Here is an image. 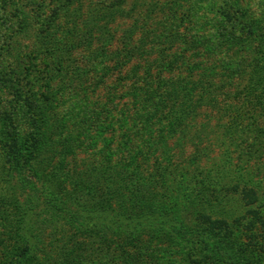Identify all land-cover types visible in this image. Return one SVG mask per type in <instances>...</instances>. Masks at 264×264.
Masks as SVG:
<instances>
[{
	"label": "rangeland",
	"instance_id": "374dc122",
	"mask_svg": "<svg viewBox=\"0 0 264 264\" xmlns=\"http://www.w3.org/2000/svg\"><path fill=\"white\" fill-rule=\"evenodd\" d=\"M178 32L217 51L213 77L203 79L214 87L208 97L199 98L194 81L184 97L185 65L174 71L184 83L171 78L176 92L159 90L148 58L130 48L142 49L143 39L151 58ZM129 35L134 42L122 39ZM123 42L136 57L128 59ZM177 43L164 51L183 48ZM231 44L228 56L218 52ZM65 48L80 52L77 66L52 59ZM145 90L193 112L173 132L165 128L170 155L183 165L164 199L175 203L179 225L212 241L234 238L264 264V0H0V264H204L209 253H184L175 236L152 241L144 227L79 224L105 204L145 210L147 195L118 186L123 197L113 182L110 193L97 174L65 182L63 173L110 151L120 160L147 157L139 147L146 151L149 133L171 118L160 110L166 101L154 110ZM66 147L73 154L64 164Z\"/></svg>",
	"mask_w": 264,
	"mask_h": 264
},
{
	"label": "trees",
	"instance_id": "16d2710c",
	"mask_svg": "<svg viewBox=\"0 0 264 264\" xmlns=\"http://www.w3.org/2000/svg\"><path fill=\"white\" fill-rule=\"evenodd\" d=\"M220 37H222V42H225V39L230 38L229 35L225 33L220 35ZM131 38L132 36L129 35L128 37H124L122 39L130 43L132 41ZM160 38V35L153 36V39L157 40V43L161 42ZM178 41L183 44V48L179 46L178 48L180 49L164 51V48H167L168 44V48L176 47L177 45L174 44ZM164 42L166 43V47L152 53L151 58H149V54L151 52H149L147 48H144L145 42L143 39L138 42L139 48L142 49H137L136 51L133 47H130L133 54L137 53L148 58V65H146L147 67L145 69L147 70L148 74L153 73V70L155 71L157 76V88H159V90L162 89L164 93L167 92V95H169V91L171 89L176 92V90L172 88L173 86L171 85L172 82L175 81H173L171 78L184 83L183 80L187 76L191 80L189 81L192 86L186 85L183 87V84L182 87L178 86V88H183L185 92L184 97L188 99L190 98L191 93L194 90H191V88L194 87L192 81H194L196 85L199 86L197 88H200L199 98H201L203 94H206V97L210 96L213 93L214 87L209 83H203V79H208L211 76L213 77L214 70L216 69L214 64L215 61L213 62V60L216 58L217 53L213 54L212 51H217L210 45L207 46L202 43L200 44L199 42L194 41L192 38L187 39L186 36L182 35L180 32L174 35H169L168 38L164 40ZM224 42L223 44L225 45ZM124 43H128H122V48L125 54L128 56V59L132 58L133 56L136 57L135 55H132L130 49L124 46ZM230 48H233L232 44L219 50L218 52L228 56V51L225 50H229ZM236 51L240 52V49H237ZM75 52L78 55L80 53L79 51L77 52L76 49L71 50V48L59 49L55 52V55L52 57V59H56L55 62H57V65H62L63 61L67 64H73L74 66H77L76 62L80 58L75 57ZM115 53L116 52H114V54ZM202 61L204 62V65ZM211 64L214 65L211 67L209 66ZM184 65L186 66L187 71L186 76H175L174 71L176 69H180V67ZM115 66H118V69H121L119 67L121 66L120 63H116ZM76 74L79 73L77 72ZM59 75L60 73L56 74L57 77ZM177 77L178 79H176ZM223 77L224 75L222 73L221 80H223ZM70 85L71 83L67 86L71 87L72 85ZM136 93L135 96L138 98ZM142 97H144L145 101H150L152 103L154 110L160 108L161 102H164L165 100L166 102L162 105L160 110L168 108L165 114L171 118V120L168 121L169 127L161 125L156 134L153 135L152 132L149 133L150 142L146 151L143 152L141 150L142 147H139V156H147L146 158H143V160L140 161V158H137L136 155L132 157H124L125 155H122L124 159L120 160L118 158L115 159L116 156L114 155V152L110 151L107 153V158L105 159L94 158V161L80 159V164L77 162L75 165L76 167L69 168L65 161L69 162L71 155L68 154H73V150L70 148V146L66 147V157L65 155L62 156L61 160L62 163L66 164V167L63 168V173L66 175L65 182L69 177H73V174L76 178L78 176L79 178H82L86 176L87 173L88 175L97 174L99 175V179L102 180V188L106 189V191L110 193H113V189H111V182H113L115 185H117V187L120 186L122 190L134 194V196H149L150 198L147 204L142 206V209L145 210H141L137 214H130L124 211H117L121 205L115 209H107L109 206L105 204L102 207L107 208H101L100 211H98L99 214L96 217L93 218V214L91 212L89 214L87 213L86 217L83 216L84 220L79 221V224L81 226L84 225L86 230L91 229L89 226H94L95 222H97L101 225L100 230H105L108 228H113L114 230L116 228L117 230L121 229L123 231L126 229V227L121 228L120 224H125L128 227L133 228L132 233L137 232L141 227H144L148 229V233L152 241L161 240V237L165 235L171 240L176 237L179 242L182 241V245L184 243V246H182L184 253L186 252L188 254V251H191L196 247L201 248V250L206 253H209V255H206L208 259L203 260L204 264H250V262L253 264H260L259 259L256 257L244 255L246 249H241L243 246L240 243H237L234 238H232V240L220 239L212 241L208 240L207 234L201 233L202 236H195L192 233L193 231L196 232L195 230L190 229L191 231H189V229L185 228V226L181 227L179 225L183 223L182 220L176 215L178 209L174 207L175 203L168 204V200L165 201L164 199L167 197V191L169 189H174L169 188L170 183L175 180L174 178H170L173 176L174 172L184 175L182 174L181 168L183 165H181L178 160L174 161L170 155L172 154V149L171 147H168V140L173 134L167 132L165 128H170V132H173L177 125L179 126L186 120V115L193 112H186V110L181 108L178 102H176L174 99L164 98L163 95L158 97V101L156 102L153 94L145 90V94ZM56 100L57 99L49 100L47 103H51L50 105L54 107L58 104L56 103ZM138 102H140V99H136V103ZM168 102H170L171 105L168 104ZM207 103L209 104L211 102L209 101ZM142 162H146V164L143 165ZM202 172L208 175V172L203 170ZM128 176L130 177L129 182H123L122 185L115 183V180L118 182L120 180V182H122L123 179L125 180L128 178ZM120 188H117L120 192L118 194L123 197H129V195H122L123 193L121 192L123 191H120ZM170 192H172V190ZM169 196H171V194ZM139 202L140 201H136V204L140 205ZM235 243L237 246H235ZM111 259L114 260L115 258L111 257Z\"/></svg>",
	"mask_w": 264,
	"mask_h": 264
}]
</instances>
